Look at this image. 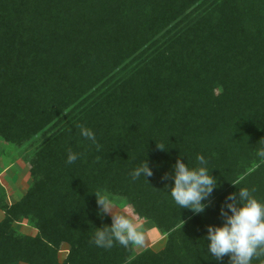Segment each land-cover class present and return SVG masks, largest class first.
I'll list each match as a JSON object with an SVG mask.
<instances>
[{"label":"trees","instance_id":"obj_1","mask_svg":"<svg viewBox=\"0 0 264 264\" xmlns=\"http://www.w3.org/2000/svg\"><path fill=\"white\" fill-rule=\"evenodd\" d=\"M0 140L30 177L12 203L0 183V264H228L202 237L232 183L264 200V0H0ZM179 154H203L220 180L202 214L165 191ZM145 158L153 175L133 180ZM101 192L164 247H96L95 227L112 222L96 215Z\"/></svg>","mask_w":264,"mask_h":264},{"label":"clouds","instance_id":"obj_2","mask_svg":"<svg viewBox=\"0 0 264 264\" xmlns=\"http://www.w3.org/2000/svg\"><path fill=\"white\" fill-rule=\"evenodd\" d=\"M80 135L96 144V135L92 129L81 126ZM160 149L165 150L158 146ZM259 155L264 156V151ZM78 154L69 150L67 163L72 164L78 159ZM185 157L179 154L171 170L164 174L165 191L174 203L181 209H188L194 214H202L210 206V197L215 189L220 187V180L212 174L209 160L203 154H197L195 163L190 165ZM133 180L153 175V169L148 160L136 162L130 173ZM229 193L220 207V224L207 225L206 235L202 237L206 245L207 255L216 261L229 257L228 264H253V260L264 257V200L257 198L254 189L240 187ZM97 198L96 215H111V224L95 227L92 243L103 249H111L120 245L125 249L131 246H143L144 225L134 216L118 210L113 196L108 192L95 194Z\"/></svg>","mask_w":264,"mask_h":264},{"label":"rangeland","instance_id":"obj_3","mask_svg":"<svg viewBox=\"0 0 264 264\" xmlns=\"http://www.w3.org/2000/svg\"><path fill=\"white\" fill-rule=\"evenodd\" d=\"M21 150L22 149L17 148L14 145L2 142L0 140V164H1L0 183L4 186L5 190L7 191L6 193L8 194V196L6 197L7 201H10L12 199L10 195H14L13 197L15 198L20 196L21 192H23L30 183V177L28 174L29 165L26 163L24 159V154H23L24 152ZM6 164L8 165L6 166ZM115 201L118 210L127 212L125 208L127 206H125L124 202H119L118 200ZM2 217H3V213L0 210V219ZM139 222H143V221L141 220ZM22 225H23L22 223H16L14 226L17 230L24 233L22 231L24 230L22 228ZM144 225H145L144 240L147 238L146 244H148L153 249H159L164 242L165 239L164 234L158 231L155 227L150 230L149 229L146 230L147 226L145 223ZM137 248L139 247L136 246L135 250H137Z\"/></svg>","mask_w":264,"mask_h":264},{"label":"crops","instance_id":"obj_4","mask_svg":"<svg viewBox=\"0 0 264 264\" xmlns=\"http://www.w3.org/2000/svg\"><path fill=\"white\" fill-rule=\"evenodd\" d=\"M9 167V166H8ZM5 171H6V169H5ZM29 185V184H28ZM26 190V189H25ZM25 190L23 191V192H21V195L20 196H18L17 198H15V197H13L14 195H10L11 196V200L10 201H8L9 203H12V202H15L16 200H18L24 193H25ZM6 193H7V191H6ZM7 196H8V194H7ZM126 208V210H127V212L129 213V214H131L132 216H134V218L135 219H137V220H139V221H143V222H141L143 225H144V223L146 224V226H147V228H146V230L147 229H152V228H154L155 226L153 225V223L152 222H150V221H148V220H144V219H139V218H137L133 213H132V211H131V209L130 208H128V207H125ZM3 213V212H2ZM109 215V214H108ZM111 216V215H110ZM3 218V217H2ZM1 218V219H2ZM0 219V220H1ZM23 225H22V228L24 229V230H22L25 234H27V235H30V236H34L35 234H36V229L35 228H33V227H31V226H29V225H27V224H24V223H22ZM145 226V225H144ZM157 229V228H156ZM158 230V229H157ZM159 231V230H158ZM144 232H145V230H144ZM165 236V239H164V242H163V244H162V246L159 248V249H153L152 247H150L148 244H146V241H147V238L144 240L145 242L143 243V246H140L139 248H137V252L138 251H140V250H142V249H144V248H146V247H149V248H151L152 250H154V251H159L160 249H162L163 247H164V244H165V241H166V235H164ZM136 247V246H135ZM67 251H68V245L67 244H62L61 245V248H60V250H59V252H58V258H59V260H62V259H64V257H65V255L67 254ZM20 264H23V263H20Z\"/></svg>","mask_w":264,"mask_h":264}]
</instances>
